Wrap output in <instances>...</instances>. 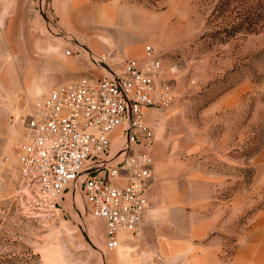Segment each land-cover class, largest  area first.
Listing matches in <instances>:
<instances>
[{"label":"rangeland","instance_id":"374dc122","mask_svg":"<svg viewBox=\"0 0 264 264\" xmlns=\"http://www.w3.org/2000/svg\"><path fill=\"white\" fill-rule=\"evenodd\" d=\"M101 1L112 4L116 35L128 46L135 40L142 48L151 45L163 66L174 71L175 100L150 109L162 115L152 116L156 179L164 178L163 172L175 179L194 169L212 176L209 193L218 198L211 209H223L227 199L229 253L239 229L264 206V188L253 184L254 155L264 144V0ZM49 11L29 10L30 19H37L31 24L35 32L64 38L70 42L64 51L91 64L92 55L83 56L82 45ZM109 56L112 71L120 72L123 61ZM96 66L107 74L106 62ZM48 90L14 104L7 114L0 104V264H105L103 222L88 214L80 197L65 195L50 212H29L13 196L22 119ZM195 180L203 182L199 175Z\"/></svg>","mask_w":264,"mask_h":264},{"label":"crops","instance_id":"0c3cea01","mask_svg":"<svg viewBox=\"0 0 264 264\" xmlns=\"http://www.w3.org/2000/svg\"><path fill=\"white\" fill-rule=\"evenodd\" d=\"M111 5L101 0H0V104L5 113L25 98L59 84L81 76L104 75L94 62H86L90 54L104 56L110 70L111 53L123 63L130 56L143 55L139 40L128 46L112 30ZM35 6L50 9L49 14L82 45L86 59L78 63L79 54H66L64 48L70 42L64 38L56 40L35 32L31 24L37 19L32 16L31 20L29 13ZM97 6L105 8L104 12L99 13ZM24 55L31 59L24 62L20 59ZM150 109H143V116L153 131V117L161 120L162 115ZM156 149L154 131L150 142L134 146V151L145 152L152 159L146 180V205L138 231L120 229L115 248L104 244L105 264H264V206L252 212L227 253V199L222 201L223 209H211V200L218 198L209 193L212 176L194 169L189 174L177 173L175 179L163 172L165 177L156 179ZM254 174V187L264 188V144L254 155ZM196 175L203 182H196ZM198 187L207 192L195 193Z\"/></svg>","mask_w":264,"mask_h":264},{"label":"built area","instance_id":"2783aa9c","mask_svg":"<svg viewBox=\"0 0 264 264\" xmlns=\"http://www.w3.org/2000/svg\"><path fill=\"white\" fill-rule=\"evenodd\" d=\"M106 70L59 84L31 103L12 191L29 212H50L65 195L80 197L88 214L103 222L105 246L115 248L120 229L139 230L146 205L152 159L134 151L153 138L143 109L175 100L174 71L151 45L120 72Z\"/></svg>","mask_w":264,"mask_h":264}]
</instances>
